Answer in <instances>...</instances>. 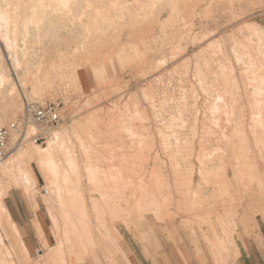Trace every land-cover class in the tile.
<instances>
[{
  "label": "bare ground",
  "instance_id": "6f19581e",
  "mask_svg": "<svg viewBox=\"0 0 264 264\" xmlns=\"http://www.w3.org/2000/svg\"><path fill=\"white\" fill-rule=\"evenodd\" d=\"M94 1L95 0H71V2L73 3V9L71 12V16H75V17L78 16L79 17L81 8L83 6H86V8L87 7L90 8L91 6H93L92 3ZM108 1H109V3L107 5V9H105L104 11L101 9H99L97 11H92L91 9L88 10V12H87V23L83 26V28L86 30V33L84 35H78L77 33H75L73 30L76 27V23L74 22L70 26V23H68L66 21L67 16L61 15L60 11L55 10V8L52 4H47V5H38L37 4V5L33 6L34 14L31 15V17H23L20 19L19 15L17 16V14H15V16H17L16 19L14 18L13 21L10 20V21L6 22L7 26L11 25V29H9L7 36L8 37L12 36V38H13L12 43H11V47L13 48L14 53L11 54L10 58L8 57L9 64L6 63L5 59L0 54V128L4 127V125H6L8 123V121L18 122L21 119V117L24 114V102L25 101L40 102L41 103L46 98H55L57 95H59V93H61L63 91L69 90V92H70V89H72L73 91L75 90L78 93H80L81 95H85V96H88L89 90H91L93 92V94H92L93 99L98 100V98H99L98 93L99 92L101 93L102 96H104L103 98H106V97H109L110 95H112L113 92L119 91L121 89L120 86H118L120 76L122 74H124L129 69H132L133 72H135L134 73L135 75H139L140 77H142V80H143V77H147L151 72L159 70V69L162 70L163 67L166 66V63L169 59L167 57H165L164 55H163L164 57L162 56L161 58L160 57L155 58V57H153L152 54L153 53L156 54L157 50H159L161 47H163L167 43L170 44V47H171V41H177L176 46L173 45L174 43L172 44V47L174 46V48L172 49L173 51H171L172 54L169 51V53L172 55L171 58L173 59L174 57L176 58V56L178 54H180L179 53L180 50L182 51V49H181L182 48V42H184L185 40L190 45L191 44L197 45L200 42L204 43L205 41L203 42V40H205L206 38H204V36L199 37L198 35L201 36V33L197 32V30L215 12L216 6L218 4L217 1H219V0H108ZM4 18H5V16L2 13H0V29L2 28V25H3L2 22H3ZM63 29H64V31H65V29L66 30L68 29V30H67V32L65 31V33H64V31H62ZM254 33L257 35V37H259L258 39L260 41L264 40L263 33L261 30H254ZM178 41H180V42L178 43ZM206 42H208L206 44V46H204L203 48H201L197 51V55L202 54V57L205 60V62L202 65L203 68L198 67L196 70V73L203 72L204 75H206V77L204 79H202L203 82L208 80V78H209L208 74H210L212 72V69H213V66L211 63L212 57L209 56L208 50L216 46V42H212V41L209 42V40ZM167 46H169V45H167ZM261 48H262L261 46L258 47V42L257 43H251L250 45L245 46V45H242L241 43H238L236 41L235 46H234V56L239 62H241V64L244 65V67H247L248 65L254 66L256 61H260V62H262V65H261L262 70H264V51H262ZM218 50H221V47ZM170 54H169V56H170ZM222 57L224 58L223 55H222ZM252 69H254L255 71L257 70L255 67H252ZM172 71L174 73V70H172ZM172 71H170V72H172ZM175 72H178V71L175 70ZM228 74H229V71H228L227 75ZM230 74H232V72H230ZM140 77H139V79H140ZM227 80L225 82H223L224 84L222 83L223 92H225L227 90H231V91L233 90V88H231V87L228 88L227 83H226ZM127 84L128 83L126 82V86H127ZM232 84H233V81H232ZM236 84L235 85L233 84L234 90H237V89L239 90L240 85L238 86ZM127 87H129V86H127ZM260 91H263V93H262L263 95L260 94V95H262L260 97H264V85ZM69 92H67V93H69ZM228 92H230V91H228ZM224 94L226 95V93H224ZM228 94L231 95V93H228ZM69 95H70V93H69ZM69 95H67V96H69ZM71 95H72V93H71ZM64 96H66V95L64 94ZM234 96H235V94H234ZM218 97L220 98L221 96H218ZM229 97H231V96H229ZM233 97H231V98H233ZM88 100H90V98H88ZM91 101H93V100H91ZM254 101L256 102L255 104L258 107H260V108H258L259 109L258 115L255 114L256 117L258 116L257 118H255V120L257 122H259L261 125H264V110L262 109L264 107V101L263 100H262V102H260L258 100H254ZM87 104H89V103H87ZM134 104H136V103L134 102ZM152 104H155V103H152ZM250 104H251V102L249 104L247 103V105H250ZM232 105H234V104H232ZM217 106H223V104L217 105ZM252 107H253V104H252ZM218 110L220 111V109H218ZM211 115H214L213 112ZM232 115H233V112H232ZM250 115H251V113H250ZM252 115H254V114L252 113ZM135 116L136 115L133 116V119H135ZM209 117H207V118H209ZM212 117L209 118V120H211ZM142 118L143 117H141L140 119H142ZM173 118L175 119V117H173ZM176 119H175V121H176ZM222 119L223 118H221V120ZM109 120H110V118L108 116L107 121H109ZM163 120H165V119H163ZM252 120H254V119L252 118ZM171 121H173V120L171 119ZM104 122H106V121H104ZM178 122L179 121H177L176 123H178ZM239 122H241V121L239 120ZM239 122H237L236 125ZM106 123L108 124V122H106ZM176 123L173 122V125ZM210 123H212V121ZM250 123L252 125V122H250ZM250 123H248V124H250ZM182 124H184V123H182ZM212 124H210V125H212ZM241 125H240V127H241ZM251 125H249V126H251ZM191 126H193V125H191ZM252 126H251V129H252ZM259 126H258V128H259ZM167 127H169V126H167ZM238 127H236V128L238 129ZM176 128H177V126H176ZM205 128H202V129L205 130ZM260 128H262V126ZM206 129H208V128H206ZM234 129H235V127H234ZM243 129H244V127H243ZM253 129H255V128H253ZM69 130H70V127L63 129L56 134L53 132L54 135H52L53 133L51 134L52 137L49 140L48 147L55 148V147L59 146V144L63 140V136L66 135L69 132ZM187 130L188 129H186V131ZM261 130L262 129L259 130L260 131L259 134L263 135L262 132H264V130L262 132H261ZM191 131H193V130H191ZM239 131H241V132H239ZM243 131L238 129L237 131L232 132V134H233L232 136H234V137L236 136L238 139H241V140H238V142H237V144L233 150L231 149V145H230L232 143V140H229V138H225V137H227L226 131H223V136L226 140L228 139L227 140L228 142L225 139H222L223 141L220 139V141L223 144H220L221 143L220 142L216 146H214L212 149L208 150V148L201 147V149L198 152L200 157L197 158L198 162L200 163L199 164L200 166L195 168V164H194V167H193V165L191 166L189 164L190 166H188V169H187L186 173H184V174H182V172L177 173L180 171L178 169L179 163L178 164L176 163L179 156L176 155L177 158L176 157L175 158L177 160H174L176 162L170 163L172 165V167H171V169H169V167H168V171L166 170L167 168H164L163 165L161 168L159 167L160 169L158 167H156L157 165L152 167V170H153L152 176H151L152 179L149 182V184L144 185L143 181L138 180V178L140 176H137V175L133 176V189H134V191L129 192L131 194V197L133 199L135 198V196H133L135 189H138V190L143 189V190H145V193L143 194V196L140 195L142 197H139V199L137 198L139 202L153 203L156 206H164V207H167L168 209H170L169 206L176 205L174 207L173 211L167 212L169 215L167 217V219H165V223L167 224V226L170 225L172 227L173 226L172 224L175 223L177 216H179L180 219H183V225L187 226L194 234H196L195 233V225H198L199 231L203 233V231H202L203 227L211 228L212 226H214L213 220H210L212 218V216L214 215L213 214L214 211L212 209H211L213 211L212 213L209 210H207V213L203 212L206 215L203 214L202 216H207V214L209 215L208 217H206V219L205 218L202 219V216L200 215L201 219L204 221H201V219L199 218V214H200L202 208L207 207V205L209 203L210 204L211 203L217 204V206H219L220 208L226 209V210H224V213H227L229 210L227 211L228 207H226V206H228V205L232 206L233 204L234 205L237 204L243 196H247L249 194L251 195L253 193L255 195L256 190L262 196L264 195V179H262L264 174L260 175V172H264V146L262 144L263 142L262 143L258 142V139H260V138L256 137L257 142L259 144H261V146L256 145L258 147V148H256L254 143H253L254 145L249 144V142H248L249 138H247V135L244 134ZM181 132H183V130ZM207 132H209V131H206L204 133L206 134ZM209 133H207V134H209ZM169 135H168V137H169ZM178 135L179 134H178V130H177V133L174 136L176 138H180L181 135L180 136H178ZM184 135H186V134H184ZM189 135L191 136V134H189ZM194 135H195V132L193 133L192 137ZM206 135H205V137H206ZM215 135L216 134H213V135L209 134V136L208 135L207 136L210 139L212 136L215 137ZM195 136H194V138H195ZM256 136H260V135L257 134ZM135 137H136V142L137 141L138 142L136 143V146L133 149L134 153L141 155V153L145 149L149 150L147 147L145 148L143 146L145 144H143V142L141 141V135L140 134L139 135L135 134ZM170 137L172 138V136H170ZM188 137L189 136H187V138ZM192 137H191V139H192ZM199 137H200V135H199ZM169 138H167V141ZM182 138H183V136H182ZM185 138L186 137H184V139ZM187 138H186V140H183V139H181V140L184 143H186ZM197 138H195V139L197 140ZM163 139H164V137H163ZM195 139H192V140L194 141ZM212 139H213V137H212ZM171 140H173V139H171ZM177 140H179V139H177ZM224 140L226 142H224ZM14 141H15V138H13V142ZM191 141H189V143ZM203 141H205V140H203ZM179 142H180V140H179ZM163 143L165 144V142H163ZM171 143H172V141H171ZM146 144L147 145H145V146L150 147V149L155 148L153 143L152 144L154 147L149 146L151 143L149 145H148V143H146ZM168 144H170V142ZM174 144H172V145H174ZM167 145L165 144V146H167ZM200 145H203V144L200 143ZM192 146H193V144H192ZM251 146H255V147H251ZM20 147L21 146L14 147V149H13L14 151L9 153L8 157L4 160L5 162L3 161L5 164L7 161L8 162L7 165H4L3 162L0 164V218L3 217V219L6 220L7 226L16 232V237L19 240H21L20 235L17 233V231H16L17 229L14 227V224L12 223L10 216H9V213L6 209L4 202H3L4 201L3 196H5L4 193L6 192V190H7L6 193H8V188L11 187L10 182H12V183L15 182L17 184L18 180L21 178H17V180H13L12 178L17 177L19 175H22L25 177L24 180L26 179L25 182L28 185L30 184L29 186H31V184H33V185L35 184V179H34L32 173L29 169L31 162H37L38 163L37 165H39V167L42 170H44V172L47 171V173L49 171H51L50 169L53 168L52 157H50V159L48 161H46V153H45V151H42V149H39L38 147H35L33 145L30 146V144L29 145L27 144L23 148H20ZM184 147H186V146L184 145ZM172 148H174V147L172 146ZM172 148H169V150L172 151ZM81 149L84 153L87 152V149L84 146H82ZM165 149H168V148L166 147ZM193 149L194 148L192 147V150H191L190 146H189V147H187V149L185 148V151L188 150L189 154L191 155V153L194 152ZM162 151H163V153H165L164 152L165 150H162ZM182 151H184V150H181V152ZM172 152H174V151H172ZM175 152H176L175 154H180V150H176ZM185 154L187 155V153H185ZM189 154H188L189 159L187 160V162L190 163V160L193 156L191 155L192 156L191 157ZM133 155L135 156V154H133ZM167 155H168V152H167ZM170 156L171 155H169V157ZM181 156L183 157V154ZM165 157L168 158V156H165ZM185 157H187V156H185ZM157 159H158V157H157ZM159 159H160V156H159ZM183 159L184 158H182V160ZM162 161H161V163H162ZM184 162H185V164H188V163H186V161H184ZM159 163H160V160H159ZM182 163L183 162L181 161V164ZM213 167L214 168L217 167V168L214 170ZM64 168H65L64 166H61L62 170H64ZM169 170H171L170 174H169ZM172 176H173V179H171ZM196 176H198L200 178H196ZM4 177H8L11 180L3 181ZM97 177L98 176H95L94 178H97ZM75 178H78V180L76 181V184H75L76 187L74 188V186H73V184L75 183L74 182L72 184L73 189H66V190L63 189L61 184H58L56 180L52 181L51 179L50 180L48 179V188H50L52 193H50L51 195H49V193L47 192L49 196L47 197V200H45V201H47L48 203L58 202L59 205L61 204L60 206L63 208V209L60 208L61 209V211H60L58 208L56 209L57 205L55 206V209L60 211L59 213L56 212V213H58L59 216L56 214L57 218L56 219H55V217L53 218L54 223L56 225V228L59 227V229L60 228L63 229V227H60V226H62V225H60V223L62 224V222H60V218H63L64 220L66 218L67 219L75 218V221L78 220V221H81L83 223H86V221L88 220L87 218L90 216V214H88V212H86L87 211V209H86L87 202L88 201L92 202L95 200V198H92V197L89 198L88 194L85 193L87 191H86V189H84V182L81 181V178L79 176H75ZM21 183L19 181V184H21ZM70 183H72L71 180L68 181L67 188H69L68 186L70 185ZM237 183H239V184L237 185ZM19 184H18V186H19ZM233 184H235L236 187ZM211 186L214 187V189H213V194L209 195L210 196V197H208L209 199L207 198L208 195L207 196L203 195V194H205V192H203V194H198V193L195 194V190L197 188L198 189L199 188L206 189V191H207V189H210V188L212 189ZM185 188L190 190L189 191L190 194L188 196V202H187V199L185 201L182 200L183 196L181 195V191ZM254 195L253 196L251 195V196L254 198ZM205 196H206L207 200H206ZM255 197L258 198L257 195ZM246 198L247 197H245V199ZM174 200H176V201H174ZM243 200H244V197H243ZM251 201H252V199H251ZM177 204H178V206H177ZM183 204H186L185 210H181ZM74 205L77 206L76 209H75L76 206H74ZM51 206L53 207V205H51ZM214 206H216V205H214ZM235 206H238V205H235ZM239 206H241V205H239ZM210 207H208V209ZM216 209H218V207ZM228 209L231 210L232 208H228ZM240 209H242V207ZM119 210H120V208H119ZM236 210L238 211V209H235L234 211H236ZM52 211H49V212H52ZM208 211L213 215L211 216ZM215 211L217 212L218 210H215ZM220 211L222 212L223 210H220ZM53 214H52V216H53ZM124 214H123V216H124ZM230 214L232 215V212L229 213V215ZM234 214H235L234 216L237 219L238 218L237 212H234ZM123 216H120V217H123ZM210 216H211V218H210ZM217 217H218V219L215 217L216 218L215 220H219L218 223H221L220 221L223 219V214L221 213V216H220V214L218 213ZM230 218H232V217H230ZM111 219L115 220L116 218L114 217ZM228 220L230 221L229 218H228ZM232 220L230 223L226 222V223H228V224H226L227 227H229L228 225L233 223ZM66 222L67 221H65V223ZM67 223H69V222H67ZM223 223H225V222H223ZM244 223H247V222L244 221ZM108 224H109V222H108ZM108 224H106V225H108ZM211 224H212V226H211ZM106 225L104 226V228L106 227ZM235 225H236V223H235ZM247 225L250 226L249 224H247ZM65 226H66V224H65ZM219 226H221V225H219ZM234 227L237 229V226H234ZM98 228L100 229V227H98ZM231 228L233 229V227H231ZM106 229H107V227H106ZM170 229L171 228H168V230H170ZM214 229L211 228L212 234H214V232L216 231L215 230L213 232L212 230H214ZM221 229H224V227ZM67 230H69V229H65V227H64V235L66 237H68V236H70V234H72V230L71 231L70 230L67 231ZM250 230H251V228H250ZM115 231H117V230H115ZM174 231H175V229H174ZM226 231H227V229H226ZM229 231L230 230H228L227 233H229ZM222 232H221L222 235H225V233H224L225 231L222 230ZM165 233H166V230H165ZM231 233L235 234L234 231ZM56 235L58 236V233ZM177 235H178V233H177ZM214 235H216V234H214ZM218 235H221V234H217V236ZM227 235H229V234H227ZM227 235H225V236L227 237ZM239 235L240 234H238V236ZM192 236H193V234H192ZM194 236H196V235H194ZM194 236H193V238H194ZM71 237H73V236L71 235ZM139 238H140V236H139ZM219 238H220V236H219ZM142 239H144V238H142ZM221 239H222V237H221ZM65 240L66 239H64V242H65ZM69 240H68V242H69ZM205 240H207V239L205 238ZM226 240H227V238H226ZM232 240H234V239H232ZM232 240H231V242H232ZM222 241H224V240H222ZM222 241H221V244H219V245H222ZM229 241H230V239H229ZM141 242H144V241L141 240ZM46 243L47 242H45V244L43 246L45 249H46ZM106 243H109V242L106 241ZM216 243H217V241H216ZM224 243H226V242H224ZM42 244H43V242H42ZM229 244L232 245L234 243L229 242ZM229 244L227 243V246H231ZM216 247H218V246H216ZM223 247H226V245H224ZM223 247H222V250L224 249ZM0 249H1V247H0ZM111 249H112V246H111ZM111 249L109 251H111ZM210 249H212V251H214L213 248H210ZM227 249L229 250V247ZM231 249L235 250L237 248L234 249V247L233 248L231 247ZM217 250H219V249H217ZM222 250H220V251H222ZM112 251L114 252L113 249H112ZM235 251H234V253H235ZM199 252H201V251H199ZM49 253H51V252H49ZM236 253H238V252H236ZM216 254H218V253H216ZM216 254L214 253L215 256H216ZM46 256H47V254L45 255V257ZM219 257H217V258H219ZM236 257H237V255H236ZM236 257L233 258V261ZM54 258H56V257H54ZM228 259H230V258H228ZM50 260H52V259H50ZM220 260H221V258H220ZM218 261L219 260H217L216 262H218ZM221 261H219V262H221ZM45 262H47V261H45ZM235 262H236V260H235ZM49 263L52 264L50 261H49ZM221 263H223V262H221ZM185 264H187V262H185Z\"/></svg>",
  "mask_w": 264,
  "mask_h": 264
},
{
  "label": "rangeland",
  "instance_id": "374dc122",
  "mask_svg": "<svg viewBox=\"0 0 264 264\" xmlns=\"http://www.w3.org/2000/svg\"><path fill=\"white\" fill-rule=\"evenodd\" d=\"M217 2L218 4L216 6L215 12L197 30V32L201 33V36L198 35L199 37L204 36V38H206L205 40H203V42L205 41L204 43L200 42L201 44L199 43L197 45H190L185 40L184 42H182V51L180 50V54H178L176 58L174 57L173 59L171 58V51H173L172 49L174 48V46L172 47V44L174 43L173 45L176 46L177 41H171V47L170 44L167 43L159 50H157L156 54H152L155 58H161L164 55L169 59L166 63V66H164L162 70L159 69L153 71L147 77H143L142 80V77H140L139 75H135V72H133L132 69H129L120 76L118 86H120L122 90L120 89V92L115 91L112 93V95L106 98H103L104 96H102L99 92L98 100L93 99V92L91 90H89V95L85 96L81 95L75 90L73 91L72 89H70V92L69 90H67L59 93V95H57L55 98L44 99L41 104L49 102H61L62 104L64 122L54 133L56 134L68 127H70V130L66 135L63 136V140L61 141L59 146L55 148L48 147L49 140L52 135H54V133L50 135L49 138L46 139V141H44L43 143H27L28 145L30 144V146L33 145L35 147H38L39 149H42V151H45L46 161H48L50 157H52L54 169H50L51 171L47 173V171L44 172V170H42L39 165H37V162H31L29 169L35 179V186L33 184L29 186L30 184L28 185L25 182L26 179L24 180L25 177L22 175L14 177L15 179L12 178L13 180H17V178L21 179L18 180L17 184L15 182H10L11 187L8 188V193H6V190V192L4 193L5 196H3L4 204L13 197L15 192H18V195H21L20 193L22 192H26L29 194V192L31 191L36 194V191L38 190L40 194H45L48 192L49 195H51L50 193L52 192L50 188H48V179H51L52 181L56 180L57 183L61 184L62 188L65 190L73 189V186L74 188L76 187L75 184L78 180V178H75V176H79L81 178V181L84 182V189H86L89 198H95V200L90 203L94 207V214L100 221L98 227L106 223V221L101 223V221H103L104 219L108 220L110 218V220L113 222H118L121 220L125 221L126 224H128V220H140L145 218L149 213H153L158 221L165 222V219H167V217L169 216L167 212L173 211L176 205L169 206L171 209L170 210L167 207L156 206L153 203L139 202V197H142L145 193V190L143 189H135V192L133 194L135 198L133 199L131 197V194L129 193L130 191H134L133 176H140L138 178L139 181H143L144 185L149 184L152 179V167L157 165L156 167L161 168L163 165L164 168H167L166 170L168 171V167L169 169H171L172 167L170 163L176 162L174 161L177 160L176 155H178L179 158L181 157L180 159L178 158L176 162L177 164L179 163L178 169L180 171L177 173L182 172V174H184L186 173L188 166L193 165L194 167V164L195 168L200 166L197 158L200 157L198 152L201 147L208 148L209 150L220 143V139L222 140L225 138H229V140H232V143L230 145L231 149L233 150L238 140H241L236 136H232V132H235L238 129L242 131L244 130L243 133L247 135V138H249V144L261 146V144H259L258 142H263L262 144L264 146V132H262L264 130V125H261L255 120V118L258 117H256L255 114L258 115V108L260 107H258L255 104L256 102L254 101H264V97H260L263 95V91L260 90L264 85V70H262L261 66L262 62L256 61L254 66L248 65L247 67H244V65L241 64V62H239L234 56V46L236 41L245 46L250 45L251 43L258 42V47L261 46L262 51H264V40L260 41L258 39L259 37H257V35L254 33V30H261L264 38V0H219ZM108 3V0H95L92 3L93 6H91L90 8H86V6H83L81 8V11L79 10L80 16L75 17L71 16V12L73 9V3L71 2V0H0V13L5 16L2 22V28L0 29V54L5 59L6 63L9 64L8 57L10 58L11 54L14 53V50L11 47L13 38L12 36H7L9 29H11V25L7 26L6 22L10 20L13 21V19H16L18 15L20 19L23 17H31V15L34 14L33 6L37 4H52L55 10L60 11L61 15L67 16L66 21L70 23V26L72 25V23H76V27L73 30L75 33H77L78 35H84L86 33V30L83 28V26L87 23L88 10L91 9L92 11H97L101 9L104 11L105 9H107ZM15 14H17V16H15ZM67 30L65 29L66 32ZM62 31H64V29ZM208 40L209 42H216V46L208 50L209 56L212 57L211 63L213 69L212 72L208 74V80L203 82L202 79H204L206 75H204L203 72L196 73V70L198 67L203 68L202 65L205 60L203 59L202 54L197 55V51L206 46V44L208 43L206 41ZM179 42L180 41H178V43ZM220 47L221 50H218ZM169 51L171 52V54L169 53ZM222 55L224 56V58L222 57ZM252 67H255L257 70L255 71L254 69H252ZM172 70H174V73ZM175 70L178 72H175ZM228 71L229 74L230 72H232V74L227 75ZM139 77L141 80L139 79ZM226 80L228 88H233L232 91L227 90L223 92L222 83ZM232 81L234 85L236 83V85H240L239 90H234ZM126 82L128 83L127 86L129 87L126 86ZM67 92H69L70 95ZM224 93H226V95ZM228 93H231V95ZM64 94L66 96H69L66 97L64 96ZM218 96L221 97L219 98ZM88 98H90V100H88ZM91 100H93L94 102ZM86 102L89 104H87ZM134 102L136 104H134ZM250 102L251 106L247 105V103L249 104ZM222 104L223 106H217ZM218 109H220V111ZM262 109L264 110V107ZM205 111L208 112L206 113ZM212 112L214 115H211ZM250 113L251 115L252 113L254 114L252 115L253 117L250 115ZM107 115L110 118L109 121H107ZM134 115H136L135 119H133ZM141 117L143 118L140 119ZM173 117H175V119L177 118L176 121ZM207 117H212V119L209 120V118ZM221 118L223 119L221 120ZM252 118L254 120H252ZM163 119H165L166 121ZM171 119L173 121H171ZM239 120L241 122H239ZM104 121L108 122V124ZM177 121L179 122L176 123ZM211 121L213 124L210 123ZM173 122L176 124L173 125ZM237 122L239 123L236 125ZM250 122H252V125L254 127ZM11 123H13V121H8V123L4 125V127L9 126V124ZM249 125L252 126V129L255 128L256 130H252L251 126ZM261 126L262 128H260ZM205 127L208 129H206ZM236 127H238V129ZM202 128H205L206 131H209L210 133H207L211 135L216 134L215 137L212 136L213 139L211 137L210 140L208 137L209 134L206 133L208 135L207 136L204 133L206 131ZM186 129L188 130L186 131ZM260 129H262L261 132L263 133V135L259 134ZM177 130L179 134L178 136L181 135L180 138H176L174 136L177 133ZM180 130H183V132H181ZM191 130L195 132L196 136L198 135V138L194 135L198 141L194 138V136L192 137L194 132ZM223 131H226L227 133V137L225 138L223 136ZM135 134L141 135V141L143 142V144L147 145L146 143H148L149 145L150 143H153L155 148H151V150L150 147L143 145L149 150L143 147L145 150L141 153V155L134 153L133 149L138 142H136ZM184 134H188L187 136H189L190 138H187V136ZM189 134H191V136ZM204 134L206 135V137ZM257 134L260 136H256ZM168 135L169 137L172 136V138H169ZM162 136L164 137V139ZM166 137L169 138L168 141ZM184 137L187 138L186 143L181 140H186V138L184 139ZM191 137L192 139H195V142L191 139ZM256 137H259L261 140L258 139L257 142ZM177 139H179L180 142ZM170 140L172 141V143ZM225 140L224 142H226L228 139L226 141ZM189 141L191 142L189 143ZM163 142H165L166 145L169 142L170 144L165 146ZM191 143L193 144V146ZM200 143H202L203 145H200ZM27 144L21 146L20 148L25 147ZM151 144L149 146L154 147L153 144ZM220 144L223 143L221 142ZM184 145L186 147H184ZM82 146L87 149V152L84 153L82 151ZM172 146L175 149L172 148ZM189 146L191 150L192 147L194 148V152L191 153L193 157L189 154L188 150L185 151V148L187 149V147ZM166 147L168 149H165ZM11 148L12 149L10 153L14 151L13 144ZM169 148H172V151L174 152L170 151ZM256 148L258 147L256 146ZM162 150H165V153H163ZM176 150H180V154H183V157L180 154H175ZM181 150L184 151L181 152ZM185 153H187V155ZM133 154H135V156ZM188 154L192 157L190 163L187 162V160L189 159ZM169 155L171 156L169 157ZM156 156L158 157V159ZM165 156H168V158ZM182 158L184 159L182 160ZM159 160L160 163L163 160L161 164L159 163ZM181 161L183 162L182 164ZM184 161H186V163L188 164H185ZM7 163L8 162L6 161V164L4 163V165H7ZM61 166L65 167L64 170L61 169ZM216 168L217 167H213L214 170ZM170 171L171 170H169V174L171 173ZM95 176L98 177L94 178ZM7 178L8 177H4L3 181L11 180ZM196 178L200 177L196 176ZM171 179H173V176L171 177ZM69 180H71L72 183H70V185L68 184L69 188H67V183ZM19 181L20 183H22L19 184ZM238 184L239 183H237V185ZM197 189L195 190V194H203V192H205V189ZM189 191L190 190L187 188L181 191L183 201L187 199L188 202V196L190 194ZM76 208L77 206L75 207V209ZM185 208L186 204H183L181 210H185ZM86 209V212L90 214L87 207ZM114 217L116 219L112 220L111 218ZM2 219L3 217L0 218V264H4L5 262L7 264H24L26 261V255L21 240L16 237V232L7 226L6 220ZM87 219L89 220L90 216ZM177 219H180V217L177 216ZM61 220L65 221L63 218H60V221ZM181 220L183 222V219ZM81 223L83 224V222ZM100 229L102 228L100 227ZM262 229L263 236L260 242H251L249 244L246 243L245 246H240L242 252L247 251V255L245 256L241 255L240 253H236L237 251H235L234 253V251L228 250V242H222L227 246V248L223 247L224 249H221L222 251L219 250L220 257L217 259L219 261L222 260L221 262L223 263L219 261L216 262V259V264H264L263 226ZM16 231L19 234L18 230ZM56 231L58 233L57 239L60 240L62 234H64V228L59 229V227H57ZM198 232L199 227L198 225H195V233ZM89 236H91V234ZM229 251L230 253H233V258L236 257V255L238 257H243L240 259H237L236 257L234 261L233 258H222L226 254L228 255ZM211 258L213 260V257ZM212 260H210L211 263Z\"/></svg>",
  "mask_w": 264,
  "mask_h": 264
},
{
  "label": "crops",
  "instance_id": "0c3cea01",
  "mask_svg": "<svg viewBox=\"0 0 264 264\" xmlns=\"http://www.w3.org/2000/svg\"><path fill=\"white\" fill-rule=\"evenodd\" d=\"M263 174L264 172H260V175ZM262 179H264V176ZM233 185L236 187L235 184ZM213 189L214 187H212V189L211 188L207 189V191L205 189V194L203 195L206 196L208 195L207 198L210 197L209 195L213 194ZM85 193L87 194V192ZM18 194H19L18 192H15L13 197L8 202L5 203V206L9 213L12 223L17 228L19 235L21 237V243L26 255V261L24 264H38V263L50 264L49 261L52 264H63V263L64 264L65 263L66 264H185V262H187V264H215L216 258L219 257L220 255L219 250H221L222 247L224 246L223 243L222 245H219L221 244L222 240H224L222 242H228V243L233 242L234 244L232 245L229 244L231 245L229 246V250L235 251L232 250L231 247L232 248L234 247V249L237 248L236 251L241 255L245 256L247 255L246 254L247 251L242 252L240 246L241 245L245 246L246 243L249 244L251 242H257V241L260 242L263 236L262 226L264 228V195L262 196L257 190L255 195L254 193L251 194L252 196L254 195V198L249 194L247 196H243L244 200L242 197L238 202L239 204L238 203L235 204L238 206H235L234 204L232 206L230 205L226 206L228 208H232L231 209L232 211L227 208V211L229 210L228 211L229 213L232 212V215L230 214L231 216L229 215L228 212L227 213H223V211L221 212L220 210H226V209L220 208L219 206H217V204L214 203L211 204L209 203L208 204L209 206L207 205V207H204L203 210H201L199 214L200 219H201L200 215L202 216L203 214H205L203 212L207 213V210H209L212 213L214 211L213 214L215 216L211 214L209 211L208 212L210 213L211 216L212 215L214 216V217L212 216V218L210 216L211 218L210 220H213L214 226H212L211 224L212 226L211 228L212 229L215 228L212 231L214 232L216 230L214 232V234L216 235L212 234L211 228H205V227L202 228L203 233L199 231L198 233L194 234L187 226L183 225L181 219H176L175 223L172 224L173 228L170 225H168L169 226L168 227L164 221L163 222L158 221L153 215V213H149L145 218L140 220L139 219H133V221L128 220L127 221L128 224H126L125 221H121V220L118 222H113L110 220V218L108 220L104 219L103 221H101V223L105 221L106 223L100 226L102 229H99L98 224L100 223V221L97 219V216L93 212V208H94L93 205L90 203V201H88L87 208L90 212V219H89L90 221L87 220L85 224L84 223L82 224L79 221H75V218L73 219L66 218L65 221L69 223L67 222L65 223V221L61 220L60 222H62V224L60 223V225L62 226L60 227L63 228L65 227V229H69L70 231L72 230V234H70V236L68 237L62 234L60 240L56 239L57 231L55 230L56 225L54 223L53 218L55 217L56 219L58 213L61 211V209H63L60 206L61 204L59 205L58 202L48 203L47 201H45L49 196L48 193L40 194L38 190L36 191V194L32 191L29 192V194L26 192L20 193L21 195ZM256 195L258 198L255 197ZM245 197H247L246 198L247 200L245 199ZM51 205H53V207ZM55 206L56 209L58 208L60 211L56 210ZM208 207L210 208L208 209ZM217 207L218 209H216ZM241 207L242 209H240ZM235 209H238V211L237 210L234 211ZM215 210H218L219 212L218 211L216 212ZM234 212H237V217H238L237 219L234 216L236 214V213L234 214ZM218 213L220 214V216L221 213L223 214V219L220 221L222 224L218 223L219 220H215L216 218L218 219L217 217ZM208 216H209L208 214L207 216H202V219L204 218L206 219V217ZM228 218L230 219V221L228 220ZM202 219L201 221H204ZM231 220L233 223H231L230 225H228L229 227H227L226 224L230 223ZM244 221H246L247 223H244ZM247 224H249L250 226H248ZM105 225L107 229L106 227L104 228ZM233 225L237 226V229ZM223 227L224 229H221ZM231 227L235 229L233 230ZM168 228H171L170 229L171 231L168 230ZM222 230L225 231L224 232L225 235L227 234L229 235L231 234V235L230 236L227 235V237L225 235H222L223 233ZM228 230H230L229 233H227ZM232 230L235 232V234L231 233L233 232ZM89 233L91 234V236H89L90 235ZM237 233L240 235L238 236ZM192 234L193 236L194 235L196 236H194L193 238ZM217 234H221V235L217 236ZM71 235L74 238L71 237ZM139 236L141 239L139 238ZM204 237L207 240H205ZM142 238L144 239L146 238L147 240L146 239L144 240ZM226 238L228 241L226 240ZM64 239H66L65 242L67 241L66 242L67 244L64 242ZM68 240L69 242L70 241L71 242L69 243ZM141 240L144 242H141ZM41 241L43 242V244ZM44 241L47 242L46 249L43 247L45 244ZM106 241L109 243H106ZM111 246L114 252L112 251ZM216 246H218L219 248ZM210 248H213L215 252L212 251V249ZM110 249L111 251H109ZM213 252L215 254L216 253L218 254H216L215 256ZM46 254L47 256L45 257ZM231 256H233V253H230L228 256L226 254L222 258L225 259L233 258ZM243 256H239V257L237 256V259L238 258L240 259ZM211 257H213V260ZM210 260H212V263ZM4 264L7 263L5 262Z\"/></svg>",
  "mask_w": 264,
  "mask_h": 264
},
{
  "label": "built area",
  "instance_id": "2783aa9c",
  "mask_svg": "<svg viewBox=\"0 0 264 264\" xmlns=\"http://www.w3.org/2000/svg\"><path fill=\"white\" fill-rule=\"evenodd\" d=\"M64 122L59 103L24 102V114L18 122L0 128V164L8 157L11 146L43 143ZM13 138L15 141L12 143Z\"/></svg>",
  "mask_w": 264,
  "mask_h": 264
}]
</instances>
